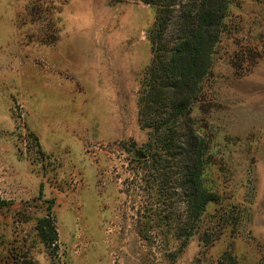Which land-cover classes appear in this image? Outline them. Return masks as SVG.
<instances>
[{
    "label": "rangeland",
    "instance_id": "374dc122",
    "mask_svg": "<svg viewBox=\"0 0 264 264\" xmlns=\"http://www.w3.org/2000/svg\"><path fill=\"white\" fill-rule=\"evenodd\" d=\"M156 17L147 0H0V264H264V0H230L190 110L214 195L198 218L184 170L143 160Z\"/></svg>",
    "mask_w": 264,
    "mask_h": 264
},
{
    "label": "trees",
    "instance_id": "16d2710c",
    "mask_svg": "<svg viewBox=\"0 0 264 264\" xmlns=\"http://www.w3.org/2000/svg\"><path fill=\"white\" fill-rule=\"evenodd\" d=\"M147 2L156 6L157 17L149 31L153 58L142 86L140 119L152 130L143 160L151 159L155 170H184L178 174L177 183L187 189L191 214L198 218L214 195L204 185L206 142L190 124V110L211 68L230 0ZM177 7L179 14L175 16ZM173 160L178 163L173 165ZM38 233L47 246L58 250L52 216L39 219ZM223 257L227 264H238L230 253Z\"/></svg>",
    "mask_w": 264,
    "mask_h": 264
}]
</instances>
